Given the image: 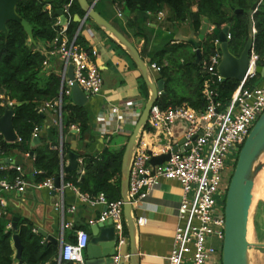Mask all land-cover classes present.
Segmentation results:
<instances>
[{
	"label": "trees",
	"instance_id": "obj_1",
	"mask_svg": "<svg viewBox=\"0 0 264 264\" xmlns=\"http://www.w3.org/2000/svg\"><path fill=\"white\" fill-rule=\"evenodd\" d=\"M112 1L114 4L122 2L121 8L125 12L157 13L166 7L170 21L189 23L197 37L196 47L201 48L203 58L214 52L217 35L209 32L204 39H198L202 19L207 17L209 23L218 28L229 24L230 52L239 55L248 39L252 37V47L259 57L257 64L264 65V0H261L256 10L252 9L256 0ZM68 3L70 6L64 12L67 20L66 34L69 38L75 36L76 44L88 50L82 32L83 26L79 29V22L74 19L75 15H84L77 0H23L17 5V13L27 20L33 29L35 43L30 41L22 25L16 21H7V35L0 33V92L5 93L14 102L13 125L20 139L7 142L0 134V150L4 156L9 151L28 154L32 159V182L41 183L47 178L54 180L59 177L60 171L61 157L58 145L61 137L63 161L70 150V145L64 141L63 129L68 132L71 131V125H76V135L83 143L82 150L77 152L82 159L83 173L79 174L77 170L64 172L63 182L74 185L81 193L91 197L104 192L109 200H115L120 198V172L125 145L119 149L107 145L99 153L88 151L94 134L85 106L72 103L70 97H63L60 115L57 107L50 108L60 116L61 127L57 122L50 123L47 132L39 134L38 143L31 145L33 129L35 126L41 127L49 109L39 111V108L44 102H52L59 95L61 78L53 72L46 73L43 61L46 59L45 52L50 48L49 43L59 29L56 24L59 18L58 10ZM95 26L99 28L96 24ZM170 42L153 54V61L159 67L157 79L164 81V93L158 96L156 103L162 109L184 105L198 111L206 103V75L201 72L200 63L194 62L195 49L188 40ZM42 44L45 45V51L40 48ZM176 78L180 81L177 82ZM180 82L182 84L178 85ZM238 85L239 82L235 79L219 81L218 91L221 99L227 102ZM3 110L4 107L0 106V114ZM17 175L19 171L15 168L0 171V179L12 180ZM9 220L0 217V264H18L16 250L12 245V236L15 233L23 245L22 264H57L58 243L42 241V236L32 231L35 228L33 223L26 218L18 219L16 229L13 226L6 228ZM61 264L72 263L63 261Z\"/></svg>",
	"mask_w": 264,
	"mask_h": 264
},
{
	"label": "built area",
	"instance_id": "obj_2",
	"mask_svg": "<svg viewBox=\"0 0 264 264\" xmlns=\"http://www.w3.org/2000/svg\"><path fill=\"white\" fill-rule=\"evenodd\" d=\"M70 3L63 6V13L68 10ZM118 15L121 11L118 9ZM159 19L164 17L163 11H158ZM85 17L79 23V29L85 24ZM66 23L59 25L56 36L49 43V50L44 67L48 65L50 57H56L61 61V85L58 98L52 102H44L39 108L57 107L59 114L63 105V97H70V86L75 81L86 92L87 97L99 95L103 87V79L97 64L94 61L95 49L86 50L76 44L75 36L69 38L66 34ZM255 29H253V32ZM227 40L231 35L228 32ZM215 50L207 57L201 59V72L205 79V105L196 111L184 105L162 109L157 103L151 107L146 126L137 140L135 151L129 170L128 197L134 208L135 205L145 199L152 189L163 180H174L181 188L180 200L177 207V222L172 240L171 249L167 257V264H221V248L224 234V204L222 197L226 195L229 181L237 160L241 146L253 125L264 111V79L255 85L258 78L256 72L259 59L253 47L250 51V68L246 77L239 81L237 89L230 99L224 102L219 96L218 82L221 76L217 70L222 53L219 41H214ZM73 66V79L67 75L68 66ZM150 68H156L155 63ZM254 80L251 84L249 81ZM67 87V88H66ZM2 106L12 108L14 102L8 96L0 92ZM144 102L132 101L125 104L127 109H120L118 105H111L109 116H116L118 122H137ZM120 116V117H119ZM120 118V119H119ZM116 120V121H117ZM182 120L185 125L180 137L175 138V123ZM61 127V121H59ZM77 132L78 127L71 125ZM118 128L108 129L104 134H113ZM40 127L35 126L33 137L39 136ZM20 140L19 137L16 141ZM61 157L59 180L60 187H54V180L47 178L36 186H46L62 193L63 182V155L62 137L58 145ZM168 155L159 163H151L153 157ZM3 151L0 150V171L5 169L1 160ZM82 159L78 158L79 174L83 173ZM32 182L22 174L12 180L0 179V217L7 213V201L1 192H24ZM80 199L90 204H104L106 209L99 217L91 221V224L112 220L115 231L117 251L127 240V230L123 214L124 199L121 197L109 200L104 192L91 197L81 194ZM64 211L62 198L55 206ZM70 207V211L74 210ZM147 221L144 216L136 217V226H141ZM12 227L9 220L6 228ZM38 232L37 228L32 229ZM88 244V232L84 229L76 231L74 241L65 242L62 235L59 239V254L57 264L68 261L73 264H85L82 250ZM120 255L116 253L112 264H119Z\"/></svg>",
	"mask_w": 264,
	"mask_h": 264
},
{
	"label": "crops",
	"instance_id": "obj_3",
	"mask_svg": "<svg viewBox=\"0 0 264 264\" xmlns=\"http://www.w3.org/2000/svg\"><path fill=\"white\" fill-rule=\"evenodd\" d=\"M87 1L93 4L94 9L137 48L149 67L151 63L155 62L153 54L167 45L169 41L178 43L183 40L193 39L195 42L197 40L188 22L177 23L167 18L168 9L166 7L161 10L164 17L159 19L156 13L125 12L121 8L122 2L114 4L112 0ZM117 7L121 11V15H118ZM79 17L82 19L84 15ZM212 27L214 26L209 23L207 33L211 32ZM82 32L86 38L88 50L95 49L97 52L94 61L103 79L101 93L89 97L84 105L88 109L94 134V140L87 149L90 152L99 153L107 146L106 141L110 142L114 135L115 137L129 136L135 125L132 119L130 122H118L116 116H109L105 111H108L111 105H118L121 110H124L127 109V106L124 105L132 101L145 103L147 98L145 100L144 97H148V89L137 66L115 38L103 29L96 27L94 22L87 18ZM40 48L45 51V45L42 44ZM61 68V61L56 57H50L45 71L60 76ZM151 70L157 79L158 66L156 65V68ZM58 114L50 108L46 111L47 117L40 127L39 134H45L50 123L57 122L59 124L60 114ZM115 128H118L119 131H113L114 133L109 135L104 134L106 130ZM63 138L70 145L69 152L73 150L74 143L76 153L82 150L83 143L72 128L71 131L64 133ZM110 147L119 149L120 144L114 146L112 143ZM68 160L66 155L63 161L64 166L68 164ZM1 162L5 166L4 170L15 168L19 174L31 181L33 166L32 159L28 154L9 151ZM51 190L46 186L38 187L32 182L24 192H1L7 201L8 211L4 216L5 219L12 220L13 216L26 218L33 223L37 230L42 229L57 240L62 235L65 242H70L76 239L78 229H84L89 233L91 221L96 220L106 209L104 204L83 202L80 199L82 193L72 184H65L62 193L57 191L56 194H52ZM180 193L181 188L178 182L163 180L133 208L136 217L144 216L147 219L145 224L137 226L138 264H167L177 222L176 213ZM61 198L64 211L55 207ZM72 205L75 208L70 211ZM259 232L261 236H264V226L259 227ZM260 240L264 241V238ZM42 241H48V239L42 236ZM130 250L131 243L127 233L126 242L117 251V254L120 255L119 264H130ZM262 256L264 258V253ZM84 260L86 261V259ZM251 264H264V261L257 262L254 259V263L252 261Z\"/></svg>",
	"mask_w": 264,
	"mask_h": 264
},
{
	"label": "water",
	"instance_id": "obj_4",
	"mask_svg": "<svg viewBox=\"0 0 264 264\" xmlns=\"http://www.w3.org/2000/svg\"><path fill=\"white\" fill-rule=\"evenodd\" d=\"M23 0H0V33L5 35L8 33L7 21L19 22L25 32L28 34L31 42L35 43L33 37V29L29 22L20 17L16 11L17 5ZM79 6L84 11V17L93 21L99 28L109 33L115 38L120 45L129 54L135 65L137 66L144 83L148 89V97L141 111V114L134 125L132 133L129 135L127 143L122 155V164L120 172V197L124 199L123 214L125 219V226L131 243L130 250V264H138V247L136 245L137 226L136 215L128 197V183L129 170L131 160L135 151L138 138L146 126L151 107L156 103L158 96L164 93L162 79H155L153 71L141 57L137 48L113 26L105 17L99 14L93 7V4L87 0H77ZM261 0H256L252 9L256 10ZM61 24H65L66 17L62 9L58 10ZM77 22H81L78 15L74 16ZM209 27V20L207 17L203 18V25L201 26L198 39H204ZM211 32L217 35L219 47L222 53L220 63L217 70L221 76V81L227 79H235L236 81L243 80L248 74L250 64V51L252 49V37H250L245 44L243 50L239 55H234L230 52L227 40V33L229 32V24L222 28L212 27ZM189 42L195 47V60L199 64L202 59L201 49L196 47V42L190 39ZM256 72L258 78L255 85L259 84L264 79V65H257ZM67 75L73 79V66H68ZM70 99L79 106H84L88 101L85 91L74 81L70 86ZM13 108H4L0 114V134L7 142H15L18 135L13 125ZM185 123L178 120L175 123V138L180 137L182 128ZM63 132H66L63 129ZM75 132V131H74ZM38 136L33 137L31 145L38 143ZM71 150L67 156L69 158L68 164L63 167L64 172L78 169V154ZM32 156L33 153L31 152ZM264 111L259 116L249 134L247 135L243 145L241 146L237 160L229 181L226 192L224 204V234L221 248V264H251L250 251L258 250L264 253V242H253L247 239L246 221L244 217L245 208L248 197L253 189L255 180L259 172L263 169L264 162ZM168 155H161L153 157L151 163H159L166 159ZM54 187H60L59 177L54 179ZM52 194H56L55 189L51 190ZM17 216L12 217V226L17 227ZM249 219V216H248ZM79 227V225H77ZM38 233L46 237L48 241L59 244L52 235H48L42 229L37 230ZM12 245L16 250L15 257L18 264H22L21 252L23 245L17 233L12 236ZM117 253L116 237L112 220L110 218L104 221H98L89 226L88 244L82 250V257L86 259V264H112Z\"/></svg>",
	"mask_w": 264,
	"mask_h": 264
},
{
	"label": "rangeland",
	"instance_id": "obj_5",
	"mask_svg": "<svg viewBox=\"0 0 264 264\" xmlns=\"http://www.w3.org/2000/svg\"><path fill=\"white\" fill-rule=\"evenodd\" d=\"M158 69H159V67H158ZM176 81L179 82L180 79L176 78ZM253 81L254 80L249 81V84H251ZM181 84L182 83L180 82L178 85H181ZM64 97H68V96L66 95ZM144 98L146 100L147 97H144ZM114 137H115V135H114ZM114 137L110 141L111 143L109 141H106L107 142L106 145H108L109 143H110V145H108V146H111L112 143L114 146L120 144V148H122L127 143V140L129 138L128 135H123V136L121 135V136H117L115 138ZM262 160L264 162V156H263ZM250 196L251 197L253 196V201H252V203L248 209L247 215H245L246 219H248V216H249V219H250L251 225H252V236L250 237L249 241L264 242V241L260 240V239H263L264 236L263 235L261 236L260 232H259V227L264 226V166H263V169L259 172V174L255 180L254 188L251 191ZM225 197H226V195H224L222 197L223 201H225ZM249 213H250V215H249ZM262 254L263 253L259 252L258 250H251L250 251L251 262L253 261V263H254V259L257 262L264 261V258H262L263 257Z\"/></svg>",
	"mask_w": 264,
	"mask_h": 264
},
{
	"label": "bare ground",
	"instance_id": "obj_6",
	"mask_svg": "<svg viewBox=\"0 0 264 264\" xmlns=\"http://www.w3.org/2000/svg\"><path fill=\"white\" fill-rule=\"evenodd\" d=\"M253 188H254V186H253ZM252 201H253V196L251 197L249 195L248 200H247V205H246V208H245V212H244V217H245V215H247L248 209H249ZM249 215H250V213H249ZM246 234H247V239L250 240V237L252 236V225H251L250 219H247V221H246Z\"/></svg>",
	"mask_w": 264,
	"mask_h": 264
},
{
	"label": "clouds",
	"instance_id": "obj_7",
	"mask_svg": "<svg viewBox=\"0 0 264 264\" xmlns=\"http://www.w3.org/2000/svg\"><path fill=\"white\" fill-rule=\"evenodd\" d=\"M0 106H1V107H4V108H8V107H5V106H2L1 103H0ZM11 221H12V220H11Z\"/></svg>",
	"mask_w": 264,
	"mask_h": 264
}]
</instances>
